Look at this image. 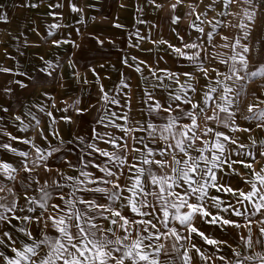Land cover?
<instances>
[{
  "label": "snow or ice",
  "instance_id": "snow-or-ice-1",
  "mask_svg": "<svg viewBox=\"0 0 264 264\" xmlns=\"http://www.w3.org/2000/svg\"><path fill=\"white\" fill-rule=\"evenodd\" d=\"M182 3L183 0H176L171 7L175 10ZM215 3L216 0H212L206 8L213 9ZM234 3L247 5L245 15L249 22L256 19L258 10L264 12V4H260L259 0H222L224 8ZM21 5L36 6L25 4L24 0H21ZM54 6L61 7L59 4ZM156 7L159 8L160 5L157 4ZM72 11L82 10L73 5ZM226 14L231 13L223 11L219 13ZM202 15L206 16L207 12ZM196 19L199 20L200 16L198 15ZM178 21L179 17L173 19V23ZM219 24L217 21L213 25V31L205 33L204 28L195 21L192 22L190 27L204 34V43L190 42L184 43L182 47H176L165 40L153 41L167 45L177 57L188 61L194 71L175 72L160 69L163 75H158L157 70L149 68L157 81L153 88L167 90L168 100L172 101L161 103L151 92L145 93L146 102H150L149 113L155 116L163 114L165 120L163 124L149 121L145 126L137 121L139 127L126 128L114 121L111 122L113 128H119L124 134L147 132V137L131 136L130 146L126 141L118 143L117 139L107 132L101 135L93 129L92 138L103 141L105 145H111L114 150L109 151L90 143L87 145L91 150L89 155L98 153L99 157L105 159L97 163L82 162L85 169L92 167L102 175H94L92 171L81 169L78 176H65L59 169H55L57 176L70 183L53 180L51 186L47 181L40 185L39 180L32 179L29 175L25 177L29 181L28 184L21 182V187L25 189L23 203L20 202L19 190L15 186L0 183V193L3 194L0 195V223L7 228L0 229V247L3 248L0 250V264H161L159 256L161 254L170 256L171 253H175V259H169L167 264H191L192 251L199 254L207 264L213 256L201 252V249L192 242L193 234L205 244L217 248L222 244L227 245V241L210 238L200 231L194 224L197 217L203 223L221 229L225 227L247 229L249 234H239V239L248 248L253 246L250 235L253 224L259 225L260 236L264 237V220L258 218L264 216V168L257 172L252 163L239 159L242 155L252 160L256 157L251 151H242L250 146L239 143L234 136L209 124L214 122L222 125L229 133L251 132L250 128L238 125L236 113L230 111L234 97L242 94L243 86L235 89L224 81L264 79V63L249 71L251 62L249 53L252 49L248 44L241 43V38L237 37L234 43L223 45L232 49L233 55L229 57L232 63L229 65V59L219 60L221 65H229L228 71L221 72L218 67H208L205 61L211 64L216 57L203 54L206 52L204 44L212 40L214 30ZM115 26L122 27L119 24ZM231 26L239 27L243 31V40L250 38L252 33L248 24ZM180 39L183 40V37ZM222 39L228 40V37ZM199 40L201 37L197 36V41ZM53 43L59 46L69 41ZM237 48L240 50L236 51ZM132 59L135 60L136 57ZM124 63L127 64V60ZM141 64H144V61L136 65L137 72L141 71ZM91 71L97 75L95 69ZM197 71L206 81L203 85L206 90L200 95L199 100L189 95V92L199 94L200 85L194 83L199 79ZM0 72H11V69L0 68ZM181 76L185 78L183 82ZM165 80L170 83L165 84ZM172 85H176L174 90ZM260 87L264 88V85ZM101 93L102 99L106 103L109 102L110 97L104 92L103 87ZM253 95L256 103L247 106V112L251 115L245 116L244 119H255L258 121L256 127L264 129V108L260 107L264 104V99L255 93ZM261 95H264V92ZM111 103L118 101L111 99ZM76 111L78 115H83L87 109L78 108ZM220 113L225 115L221 117ZM48 115L51 117L52 113L49 112ZM62 119L71 122L70 117L65 116ZM122 119L127 121L129 117L125 114ZM98 122L103 124V117H98ZM52 135L59 137L58 132H53ZM41 136L45 141L48 140L43 130ZM105 136L108 138L105 139ZM77 139L83 143L82 137ZM146 139L151 143L163 142L158 153L145 143ZM23 143L31 144L35 150L36 158L31 161L32 166L30 167L27 161L29 153L20 152L19 155L25 158L21 163V169L13 168L9 163H0V181L5 177L9 181L15 180L16 176L13 173L20 170L28 174H32L38 168L47 173L54 171L48 164V158L59 152V148L48 151L31 140H24ZM256 143L253 139L251 146L254 147ZM229 145L235 147L230 151ZM2 147L12 152L16 151L8 144ZM257 151L259 156L264 157V141L260 143V149ZM233 154L237 159L231 158ZM238 163L251 170L254 177L251 181H245L250 185L247 192L218 182L227 175H240L233 167ZM68 166L75 167L70 162ZM218 172L223 175L218 177ZM33 184L40 185L36 189L40 193L39 197L27 194ZM50 187L59 191H55L54 194V191L49 190ZM66 187L69 188L67 192L63 191ZM211 189H215L216 193L230 194L235 197V203H226L219 195H210ZM84 193H92L93 197L85 196ZM208 201H211L212 208L217 209L215 214L208 210ZM223 213L228 214L227 218ZM233 217H240L244 222L241 223ZM33 229H36V232ZM256 243L262 241L257 240ZM235 255L239 257L241 254L236 252ZM257 258L259 264H264V256L259 253L256 256L249 255L245 259L253 261ZM219 259L224 261L225 257L220 256ZM237 264H243V261L238 260Z\"/></svg>",
  "mask_w": 264,
  "mask_h": 264
},
{
  "label": "rangeland",
  "instance_id": "rangeland-1",
  "mask_svg": "<svg viewBox=\"0 0 264 264\" xmlns=\"http://www.w3.org/2000/svg\"><path fill=\"white\" fill-rule=\"evenodd\" d=\"M93 1L96 0H29V4L36 6L28 7L27 12H20V10L18 12H0V68L11 69V72H0V163H9L13 168L21 169V163L25 158L21 157L19 153L28 152L27 161L31 167V161L36 158V153L31 144L23 143L24 140L34 141L35 144L48 151L52 148H59V152L62 153L86 152L89 150L87 145L90 143H95L100 147L99 141L92 138L93 129L99 132L102 126L106 132L104 128L107 124L104 119L108 118L106 113L109 106L124 107L123 104H128L126 107H131L132 103L136 102L140 111L146 112L150 103L146 102V91L151 92L160 101H164L161 103H172L168 100L169 92L167 90L153 88L157 81L151 75L149 68L157 70L158 75H163L159 71L160 69L175 72H181L182 69L194 71L188 61L177 57L167 45L135 44L133 32L137 33L138 30L116 29L112 27L114 25L112 19L108 22V43L99 45L97 43L99 38L104 37L100 33L105 30L99 28L96 23L97 18L95 17L99 12L95 8L98 7V4L95 5ZM106 1L108 9L112 11V6H115L114 4L118 0ZM56 4L61 7H55ZM50 5L52 6L50 7ZM73 5L82 11H72ZM109 16L113 17L111 13ZM5 17L6 19H4ZM25 24H27V29H25ZM23 25L24 29H22ZM53 41H69V43H61L57 46ZM172 45L183 46V44ZM204 47L206 49L204 55L211 54L216 57L213 62L214 66H218L221 72H227L232 63L227 52L216 53L212 45H204ZM101 53L102 57L99 55ZM133 57L136 59L133 60ZM220 59H229V65H221ZM125 60H127V64L124 63ZM140 61H144V64L140 65L141 71L137 72L135 68ZM260 63L263 62L260 60L251 61L249 71L255 70ZM205 64L211 68V64L207 60ZM91 69H95L97 75H94ZM196 75L199 79L194 83L200 85L199 94L189 92V95L199 100L200 95L206 90L203 87L206 81L198 71ZM180 79L183 82L185 78L181 76ZM220 79L223 78L220 77ZM168 83L170 82L165 80V84ZM224 83L235 89L243 86L242 94L239 97H234L230 111L236 113L237 124L250 128L251 132L229 133V130L223 128L222 125H217L214 122H209V124L234 136L239 143L250 146L242 151H251L256 157L255 160L243 155L239 159L246 163H252L255 171L259 172L264 168V157L259 156L257 150L260 149V143L264 141V129L256 127L257 120H246L244 117L251 115L247 112V106L256 103L253 93L264 99V95H261L264 88L260 87V85H264V79L230 80L224 81ZM101 87L110 97V101L107 103L102 99ZM175 88L176 85H172V89ZM111 99L117 100L118 103H111ZM260 107L264 108V104H261ZM78 108L87 109V111L83 115H78L76 111ZM3 109H7V111ZM95 109H99L96 115V125H93L92 133L86 132L83 120L90 119V116L95 117L92 113ZM49 112L52 113L51 117L48 115ZM209 114L211 113L209 112ZM224 115V113H220L221 117ZM65 116L70 117L71 122L63 120L62 117ZM98 117H103V124L98 122ZM150 117L154 120L164 121L163 114L160 116L150 114ZM53 118L55 123H53ZM201 123H203L202 119ZM41 130L48 137L47 141L42 138ZM53 132H58L59 137H54ZM86 133L87 135H85ZM77 137H82L83 143ZM253 139L257 142L254 147L251 146ZM4 144L10 145L16 151L12 152L2 147ZM159 145L157 142V153ZM234 147L229 145V150L231 151ZM57 154L55 152L52 157L48 158L50 167L57 166L58 163L61 165L67 159V157L62 155L59 157ZM231 158L237 159L235 154ZM233 167L240 175H227L218 182L226 183L234 189L249 191L250 185L245 181L254 179L251 170L244 168L239 163ZM45 174L47 172L42 168L36 169L32 174L20 170L18 173H13L16 176L15 180L9 181L5 177L0 183L15 186L19 190L20 202L23 203L22 197L25 189L19 185V182L23 178L26 180L25 177L29 175L34 179ZM217 175L219 177L223 174L218 172ZM31 189L27 191L29 196L39 194L34 185ZM0 195L3 194L0 193ZM210 195H219L226 203H235V197L230 194L216 193L215 189L210 190ZM208 206V210L213 214L217 212V209L211 207V201H208ZM223 215L227 218L228 214L223 213ZM258 218L264 220V216ZM233 219L241 223L244 222L240 217H233ZM14 223L16 222L14 221ZM258 228V224L252 225L253 230L250 235L253 242L260 238L264 240V237L260 236ZM229 229L236 234H249L247 229Z\"/></svg>",
  "mask_w": 264,
  "mask_h": 264
},
{
  "label": "crops",
  "instance_id": "crops-1",
  "mask_svg": "<svg viewBox=\"0 0 264 264\" xmlns=\"http://www.w3.org/2000/svg\"><path fill=\"white\" fill-rule=\"evenodd\" d=\"M24 3L29 4V0H24ZM175 3L176 0H154V2L153 0H118L114 4L115 6H112L113 9L111 11L108 9L106 0H96L94 4H98V7L95 8V10L97 11L98 9L99 12L98 16L95 17L97 18L96 23L99 25V28H104L105 30L104 32L100 33L104 35V37L101 36V38H99V42L97 43L99 45H106L108 43L107 28L109 27L108 22L110 19L113 20L112 22L114 25H112V27H115L116 29L138 30L137 33L136 31L133 32L135 35L134 43L138 45H162L159 43H153V41L158 42L160 40H165L169 44H184L190 42L204 43V34L198 33L195 28L190 27L192 22L195 21V23L204 28L205 33H207L209 31H213V25L219 21L220 24L215 28L212 40L204 45H212L216 53H220L221 51L225 53L227 52V55L230 57L233 55L232 49L225 48L223 45L232 44L235 42V39L239 37L241 38V43L248 44L252 49V51L249 53L251 61L260 60L264 63V12H260L258 10L256 19L252 22H249L245 15V9L247 8V5L243 3H234L229 5L227 8H224L222 6V0H216V3L213 5V9L210 10L207 9L206 6L211 4L212 0H202V2H200V0H183V3L178 5L176 9L173 10L171 5ZM259 3L264 4V0H259ZM157 4L160 5L159 8L156 7ZM121 5H123V7ZM19 10L20 12H27L28 10V7L21 5V0H0V12H18ZM221 11L231 14L219 15ZM190 12L192 14H189ZM205 12H207V15H202V13ZM109 13H111L113 17L109 16ZM198 15L200 16L199 20L196 19ZM176 17H179V21L177 23H173V19ZM124 21H126V23H124ZM201 21H203V23H201ZM209 21H211V23H209ZM241 23L248 24L249 30L252 33L250 38L246 41L242 39L243 31L239 27L231 26L239 25ZM117 24L121 25L122 27H116L115 25ZM22 29H24V25L22 26ZM25 29H27V24H25ZM197 36H200L201 40L197 41ZM225 36L228 37V40L222 39V37ZM180 37H183V40H181ZM239 50V48L236 49V51ZM99 55L102 57V53ZM213 66L214 63H211V67ZM180 71L185 72L187 70L182 69ZM123 105L124 107L117 105L109 106L106 113L108 118L104 119L107 124L106 128L104 129L107 133L116 138L118 143H124L126 141L131 146V136L135 135L147 137V132H133L131 134H124L119 128H113L111 126V122L113 121L126 128L139 127V125L136 123L137 121H140L145 126L149 121L157 124H163L165 122V120H154L151 118L148 110L146 112L140 111V108L137 106L136 102H133L131 107H126L128 104ZM98 111L99 109H95L92 112L93 116L95 117L90 116V119L83 120L86 132L90 131V133H92L93 125L96 123V115ZM112 113H115L116 115L113 116ZM125 114H127L129 117L127 121L122 119ZM100 128L101 130H99V133L103 135L105 131L103 130L102 126ZM85 135H87V133ZM107 138L108 137L105 136V139ZM97 141H99L101 144L100 147L106 148L109 151L114 150L112 149L111 145H105L101 140ZM145 143H148L149 146L156 151L157 142L151 143L146 139ZM158 143L161 145L163 142L158 141ZM90 152V149L86 152H57L59 157L60 155L67 157V159L61 163V165H63L61 166L60 163H58L57 166L52 167L54 169L52 173H47L41 177L37 176L34 179H39L40 185H43L44 182L47 181L48 185L51 186L53 180H57L60 183L65 184L70 183L57 176L55 169H59V171L65 176H78L81 169L92 171L94 175H102L92 167L85 169V165L82 161L97 163L105 159L103 157H99L98 153L89 155ZM58 161L60 162V158ZM68 162H70L75 167H69ZM21 182H23L25 185L28 184V180H24V178L21 180ZM21 182H19V185H21ZM33 185L35 189H38L40 186L36 184ZM49 190L54 191V194L55 191H59L53 190L51 187ZM63 191L67 192L69 191V188L66 187L63 189ZM39 195L40 193L37 194L36 197H39ZM78 195H80V193H78ZM83 195L93 197L92 193H84ZM96 196H99V194H96ZM194 224L200 229V231H203L210 238L227 241V245L222 244L217 248L205 244L202 239L193 234L192 242L201 249V252L205 253L206 255L213 256V259L208 261L207 264H228L229 261L231 264H237L238 260L243 261V264H259L258 258L253 261H248L245 258L249 255L256 256L257 253H259L261 256H264V240L261 238L259 240H261L262 243L257 244L255 241L253 242L252 248H248L246 244L239 239V234H236V232L229 228L221 229L218 226L203 223L199 217L196 218ZM0 229L7 230L3 223H0ZM33 230L36 232V229ZM164 242L166 244L168 243L167 241ZM0 250H3V248L0 247ZM182 251L183 249H181V252ZM236 252H239L241 255L237 257L235 255ZM213 253H215V255H213ZM190 255L192 256L191 264H205V261L202 260L199 254L195 253V251L190 252ZM220 256H224L225 260L221 261L219 259ZM159 259L161 264H167L169 259H175V253H171L170 256L161 254Z\"/></svg>",
  "mask_w": 264,
  "mask_h": 264
}]
</instances>
